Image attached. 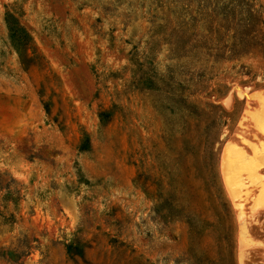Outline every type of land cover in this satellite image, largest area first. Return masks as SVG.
Segmentation results:
<instances>
[{
  "label": "rangeland",
  "instance_id": "1",
  "mask_svg": "<svg viewBox=\"0 0 264 264\" xmlns=\"http://www.w3.org/2000/svg\"><path fill=\"white\" fill-rule=\"evenodd\" d=\"M251 30L264 0H0V264H264Z\"/></svg>",
  "mask_w": 264,
  "mask_h": 264
},
{
  "label": "trees",
  "instance_id": "2",
  "mask_svg": "<svg viewBox=\"0 0 264 264\" xmlns=\"http://www.w3.org/2000/svg\"><path fill=\"white\" fill-rule=\"evenodd\" d=\"M8 25H10L9 22H8ZM11 29L12 28L10 25V31H12ZM16 30L20 31L19 32L20 35L17 36V40L22 43V41H24L27 38V36L22 32V29L17 28ZM255 35H256V32L252 31V30L249 31V34L246 33L245 36L247 38L251 36V39H246V40L244 39L243 41H240L238 47L241 49H239L235 52L230 50V51H232L230 53L231 58H235V57H239L241 55L248 54L253 50H255V51L258 50L261 54H264V35L261 36V38H257ZM254 40H257V43H255L256 41H254Z\"/></svg>",
  "mask_w": 264,
  "mask_h": 264
},
{
  "label": "bare ground",
  "instance_id": "3",
  "mask_svg": "<svg viewBox=\"0 0 264 264\" xmlns=\"http://www.w3.org/2000/svg\"><path fill=\"white\" fill-rule=\"evenodd\" d=\"M252 150H254V149H252ZM238 168H239V164L237 163L235 156L232 155L231 153H225L222 157L221 172H222L224 182H225V185H226L228 191H230L232 189L234 183L236 182V173H238V171H237ZM246 233L247 232H245V234Z\"/></svg>",
  "mask_w": 264,
  "mask_h": 264
}]
</instances>
